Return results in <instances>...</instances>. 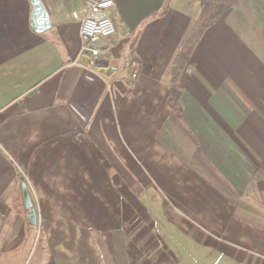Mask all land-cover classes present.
<instances>
[{
	"label": "crops",
	"instance_id": "obj_1",
	"mask_svg": "<svg viewBox=\"0 0 264 264\" xmlns=\"http://www.w3.org/2000/svg\"><path fill=\"white\" fill-rule=\"evenodd\" d=\"M41 1L37 34L29 0H0V264H264L262 5L205 30L173 110L200 0H113L96 58L83 0Z\"/></svg>",
	"mask_w": 264,
	"mask_h": 264
},
{
	"label": "built area",
	"instance_id": "obj_2",
	"mask_svg": "<svg viewBox=\"0 0 264 264\" xmlns=\"http://www.w3.org/2000/svg\"><path fill=\"white\" fill-rule=\"evenodd\" d=\"M113 7V0H83L80 9L71 14L73 20L79 23L78 35L81 41V53H87L91 58L99 55L97 41L115 34V25L108 14ZM94 64L93 60L90 62ZM132 71L131 78L136 77Z\"/></svg>",
	"mask_w": 264,
	"mask_h": 264
},
{
	"label": "trees",
	"instance_id": "obj_3",
	"mask_svg": "<svg viewBox=\"0 0 264 264\" xmlns=\"http://www.w3.org/2000/svg\"><path fill=\"white\" fill-rule=\"evenodd\" d=\"M240 1L241 0H200V15L193 30L185 39L177 58L169 71L168 104L171 109L175 110L176 101L180 95V90L177 86V77L187 64L195 43L205 30L217 23L226 12L234 8Z\"/></svg>",
	"mask_w": 264,
	"mask_h": 264
},
{
	"label": "water",
	"instance_id": "obj_4",
	"mask_svg": "<svg viewBox=\"0 0 264 264\" xmlns=\"http://www.w3.org/2000/svg\"><path fill=\"white\" fill-rule=\"evenodd\" d=\"M31 5L30 27L34 33H42L50 28V22L47 12L41 0H29ZM21 189L23 195L24 206L27 212V218L30 225L37 224V211L32 204L29 188L23 179L21 180Z\"/></svg>",
	"mask_w": 264,
	"mask_h": 264
},
{
	"label": "rangeland",
	"instance_id": "obj_5",
	"mask_svg": "<svg viewBox=\"0 0 264 264\" xmlns=\"http://www.w3.org/2000/svg\"><path fill=\"white\" fill-rule=\"evenodd\" d=\"M250 3L253 5H262V8L264 9V0H250Z\"/></svg>",
	"mask_w": 264,
	"mask_h": 264
}]
</instances>
